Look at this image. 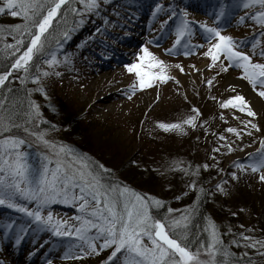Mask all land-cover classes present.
Instances as JSON below:
<instances>
[{
    "label": "rangeland",
    "instance_id": "374dc122",
    "mask_svg": "<svg viewBox=\"0 0 264 264\" xmlns=\"http://www.w3.org/2000/svg\"><path fill=\"white\" fill-rule=\"evenodd\" d=\"M71 1L69 28L48 35L53 22L25 71L15 65L33 37L16 58L15 48L29 31L21 24L23 14H11L19 9L0 0V17L7 21L0 24V71L7 69L0 74L5 77L0 88L15 70V80L30 87L33 125L43 128L39 133L12 128L0 96V198L6 201L0 205V264L139 260L126 249L113 256L115 246L104 247L106 233L93 226L110 222L106 202L126 219L125 204L136 203L133 193L147 204L149 223L164 224L171 237L192 225L201 233L188 249L201 264H264L263 227L255 222L264 226V133L258 129L264 125V97L258 94L264 88L259 82L254 88L238 62L225 55L214 62L208 52L218 40L206 31L214 28L231 37L234 50L252 64H264V24L257 19L264 7L254 0H96V7H90L91 0H74V6ZM184 21L188 27L181 36ZM20 32L13 41L11 33ZM144 49L163 62L168 79L141 89L128 69L141 64ZM144 70L161 73L146 63ZM238 95L254 116L247 109L222 106ZM189 119L194 123H186ZM161 124L180 127L165 131ZM250 135L255 145L244 142ZM18 164L23 175H16ZM81 165L103 185L100 203L85 194L81 211L79 186L70 190L77 198L67 203L62 197L46 202L39 196L42 178L51 181L58 167L60 177L70 175ZM139 172L149 177L139 179ZM17 183L37 195H22ZM252 199H259L256 206L262 209L252 211ZM29 212H39L41 219ZM81 228L86 239L76 231ZM150 231L154 237L155 229ZM140 239L144 248L153 247L148 235ZM179 259L166 257L167 264Z\"/></svg>",
    "mask_w": 264,
    "mask_h": 264
},
{
    "label": "snow or ice",
    "instance_id": "6c2138e0",
    "mask_svg": "<svg viewBox=\"0 0 264 264\" xmlns=\"http://www.w3.org/2000/svg\"><path fill=\"white\" fill-rule=\"evenodd\" d=\"M67 0H53V6L48 8L47 16L43 17L41 20L34 19L39 15V9L41 5L37 3V0H7V7L9 9H19V11H12L13 16H18L23 14L25 20H33V23L38 28V33L34 34L31 40V47L16 61L15 67H24L27 71V64L32 59V55L35 50L42 48L41 38L44 33L48 30L53 18L57 15L59 9ZM254 2L259 3L264 7V0H254ZM249 5L246 4L245 7ZM90 7H96V0H91ZM4 9L0 8V12ZM29 12L32 15H29ZM261 24H264V13H261L257 18ZM188 22L184 21V27L180 30V35L184 34V30L187 29ZM208 33H211L217 40L213 48L209 49L208 55L215 62L223 54L227 57L230 62H238L237 66L243 68L244 77L253 85L255 88L257 82L261 88H264V64H252L250 58L243 53L234 50V43L231 37L223 36L214 28H206ZM179 43V40L177 41ZM144 56L141 57V64L132 65L129 67L128 71L135 72L138 77L139 86L141 89L145 87H151L153 80H160L161 82L167 81L168 77L164 74V65L162 61L157 60L151 53L144 49ZM145 63L149 69L160 68L161 73L159 75H154L150 71H145ZM227 71V69H224ZM46 75V74H45ZM5 77H0V84L4 82ZM261 97H264V91L258 93ZM223 107H239L241 111L247 109V115L254 116L255 113L249 107L247 101L243 96H236L233 99L226 101ZM188 124H193V119L186 121ZM165 131L173 128H179V125H159ZM255 127V125H253ZM228 131L234 132L235 129H228ZM13 143H18L13 141ZM19 143H22L19 142ZM262 147H264V142H262ZM63 151V149H61ZM101 168L103 166H100ZM260 167H264V162H261ZM87 165H81V170L73 172L72 174L65 173L63 177H60L58 173L60 172L59 167L57 172L53 174L51 181L47 177L42 178L41 187L38 189L39 196L44 201L56 200L58 197H62L64 202H68L70 199L75 200L77 197L70 190L74 187L79 186L80 197L79 199L84 201V204L81 205V211L85 210L87 201L85 200V194L91 195L93 201L97 204L100 203V195L102 194L101 190L103 185L100 184V180L97 175L92 172L84 171ZM255 167L253 171H255ZM106 171V170H105ZM16 175H23V169L18 164ZM264 179V176L261 177ZM2 183V181H0ZM16 190L22 195L26 196H36V192L26 191L20 187V184L17 183L14 185ZM128 190L125 189L124 192ZM123 195V193H121ZM135 197L136 203L132 204L129 207L128 204H125L126 219L123 216H120L115 210L114 207L107 203L105 204L107 211L111 217L110 222L106 221V226L102 225H93L97 227L101 234L106 233L104 247L115 246V250L112 253L113 256H116L117 253L126 249L128 253L134 254L135 257H139V260L132 259L126 262V264H167L166 257L171 255H178L179 261L173 260L171 264H201L197 259L198 254L191 253L186 247L181 246V244L170 238L168 233L165 231L164 224L160 222L149 223L151 217L148 215V206L145 204L141 197L132 194ZM6 203L5 199L0 198V205ZM156 204H159V201H155ZM8 207H15L12 203H7ZM19 211H26L25 209L19 208ZM99 210L93 211L91 215H97ZM28 215L35 216V219L40 220L39 212L32 213L29 212ZM48 220L51 221V216L48 217ZM88 223V222H86ZM119 224V227L117 225ZM151 229H155V235L153 237ZM81 239H86L84 232L86 229L81 228L76 230ZM57 235L62 233L57 231ZM148 235L149 239L152 241L153 247L151 249H146L142 246L141 236ZM219 243V241H215ZM89 247L95 251V246L89 244ZM171 250V251H169ZM213 255V253H210ZM214 264V262H213Z\"/></svg>",
    "mask_w": 264,
    "mask_h": 264
},
{
    "label": "trees",
    "instance_id": "16d2710c",
    "mask_svg": "<svg viewBox=\"0 0 264 264\" xmlns=\"http://www.w3.org/2000/svg\"><path fill=\"white\" fill-rule=\"evenodd\" d=\"M72 1H74V0H72ZM72 1L70 2V4L73 3ZM37 3H39L41 5V7L39 9V15L36 16V18H37L36 20H40L41 17L45 14L46 10H48L49 7L53 6V0H37ZM68 3L65 4L59 10L58 17L54 21V23L52 25V28H51V31L48 33V35L53 34L55 36H58V35H60V33L64 29L69 28L70 22L72 21L71 20L72 14H70L71 6H69ZM73 6H74V3H73ZM22 20L23 19L20 18V21H22ZM6 22H7L6 20H3V18L0 17V24L6 23ZM21 24H24V25L26 24L24 26L25 27L24 30H28L29 33L27 35H24V37H23L24 40H23L22 45L19 46V47L17 46L15 48V49H17L16 58H18V56L21 55V53L25 50V48H26L25 44L26 43L28 44V42L30 41V39L34 35L35 24L31 20H24V21L21 22ZM99 25H101V24H99ZM95 26H97V25H91L90 29H93ZM97 28H99V27H97ZM18 34L15 37L11 33V38H13V41L18 39L22 35V33L19 34V35ZM6 71H7V69L3 70V71H0V74H2L4 72L6 73ZM16 74H17V72H15V70H14L12 75H11V77L0 88V96L3 97L4 100H5V101H3V107H2L3 109H1V111L6 116L8 115L7 116L8 117V121L10 122L9 125L12 128L16 129L15 127H23L24 130L26 129L28 132L31 131V132H34V133H39L43 128L42 127L38 128V127L33 125V112H32L31 106H30V104L28 102L29 101V92H27V90L29 91L30 87L27 85V83L24 82V80H20V81L17 80L16 81L15 80V75ZM10 107H12L11 113L8 112ZM72 117L77 118V116H75V115H73ZM72 126H75V125H72ZM23 128H22V130H23ZM258 129H260V132L264 133V125L263 124H262L261 128H258ZM218 132H220V131L218 130ZM254 138H255V135H250L248 138H246L244 140V142L248 143V144H251V145H255L254 144V140H253ZM110 166H112V165H110ZM137 177L139 179H142L144 177H149V176H148V174H144V173L139 172L137 174ZM263 186H264V184H263ZM262 187H260V189ZM263 190H264V188H263ZM259 199H258V201H259ZM258 201H255V199H252L251 201H248V203L250 204V207L251 206L253 207L252 211H254V210L255 211H259L260 209H262V208H258L256 206L258 204ZM260 204H262V203H260ZM176 205H179V203H177ZM262 205H264V204H262ZM196 215H197V213H196ZM159 216H161V215H159ZM201 217H203V212L202 211L199 212V218H201ZM253 220H255V215H254V219ZM255 222L259 226L263 227L260 231H261V235L264 237V226L262 224L260 225L259 221H257V220H255ZM200 234L201 233H199V231L196 232V230L195 231L193 230V225H192L188 229L184 230L183 235H180L179 237L173 235L172 237L175 238L181 244V246L186 247L187 249H190L194 245V243L196 242L195 237L197 235L201 236ZM200 242L204 243V241H202V240Z\"/></svg>",
    "mask_w": 264,
    "mask_h": 264
},
{
    "label": "bare ground",
    "instance_id": "6f19581e",
    "mask_svg": "<svg viewBox=\"0 0 264 264\" xmlns=\"http://www.w3.org/2000/svg\"><path fill=\"white\" fill-rule=\"evenodd\" d=\"M46 16H47V14H46ZM56 16H57V15H56ZM56 16L53 18V20H52V22H51V25H52V23L54 22V19L56 18ZM51 25H50V26H51ZM50 26H49V28H50ZM49 28H48V29H49ZM47 31H48V30H47ZM37 33H38V29H37Z\"/></svg>",
    "mask_w": 264,
    "mask_h": 264
}]
</instances>
